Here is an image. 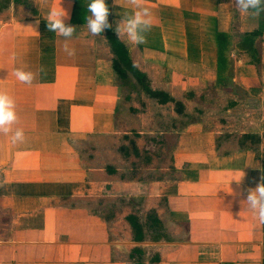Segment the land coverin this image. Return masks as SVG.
I'll use <instances>...</instances> for the list:
<instances>
[{
	"label": "crops",
	"instance_id": "0c3cea01",
	"mask_svg": "<svg viewBox=\"0 0 264 264\" xmlns=\"http://www.w3.org/2000/svg\"><path fill=\"white\" fill-rule=\"evenodd\" d=\"M8 1L0 92L24 139L0 134V264H264V225L240 195L264 177L260 16L233 18L230 0H143L151 27L134 45L115 32L129 0H107L99 36L85 0H15V15ZM59 7L73 56L47 30ZM109 32L141 82L115 83Z\"/></svg>",
	"mask_w": 264,
	"mask_h": 264
},
{
	"label": "clouds",
	"instance_id": "9594fccd",
	"mask_svg": "<svg viewBox=\"0 0 264 264\" xmlns=\"http://www.w3.org/2000/svg\"><path fill=\"white\" fill-rule=\"evenodd\" d=\"M234 2L241 12H251L252 15L257 17L261 13H264V0H234ZM129 3L135 6L136 11L131 16L123 17L115 28V32L117 37L123 33L129 43L140 45L146 42L145 33L151 27V20L148 18L151 13L148 8L142 7L143 0H129ZM59 9V11L52 9L48 13L46 19L47 30L64 37L63 51L68 56H73L75 55V50L69 47L67 41L73 37L76 28L66 23L70 19L69 15L61 7ZM8 11L15 15V0H9ZM87 11L90 15L86 17L84 26H86L92 36H99L104 30L112 28V25L108 22L110 13L106 0H90L87 4ZM10 60L12 62L16 61L15 54L10 57ZM13 75L19 82L29 85L34 79L32 72H26L19 68L13 69ZM17 119L13 99L9 95L0 92V134H10V140L13 144L22 142L24 139L22 130L16 129L13 131L12 126L16 123ZM243 175L244 173H242V177L237 183L242 180ZM261 180L262 182L256 186L255 190L246 189L240 195L244 197V203L254 210L258 222L264 225V177Z\"/></svg>",
	"mask_w": 264,
	"mask_h": 264
},
{
	"label": "rangeland",
	"instance_id": "374dc122",
	"mask_svg": "<svg viewBox=\"0 0 264 264\" xmlns=\"http://www.w3.org/2000/svg\"><path fill=\"white\" fill-rule=\"evenodd\" d=\"M1 1V0H0ZM2 1H5V0H2ZM232 3H234V5H235V2H234V0H230ZM9 2V1H8ZM90 2V0H85V4L87 5L88 3ZM1 3V2H0ZM7 6H9L8 4H6V2H4V7L6 8ZM237 6L235 5V8H234V10L232 11L233 13H232V17L234 18V17H236L237 16ZM1 12V11H0ZM243 16H244V14H243ZM239 17V16H238ZM260 23H261V29L262 30H264V13H261V15H260ZM239 34H241L242 35V33H236V36H238ZM258 34L259 35H261L262 33H260V32H258ZM258 34L257 33H245V35H246V37L248 38V39H251V38H253V37H255V36H258ZM239 46H241V45H239ZM243 46L244 47H242L241 46V48L243 49V50H246V52H249L248 51V48H246V46H248V43L246 42L245 44H243ZM257 54L255 53V56L254 55H252V57H253V59L255 58L256 60H257ZM234 60L235 61H237L238 60V58H236V57H234ZM112 61H114V71H113V79H114V81H115V83L116 84H118V85H123L122 87H126V85H128L129 84V79L128 80H126V78L124 79V78H122L121 77V75H120V73L118 72L119 70H122V71H124L126 74H128V76H130V77H132V75L127 71V70H125V67H126V65L123 63V62H121V61H119V60H117L116 58H114ZM123 89V88H122ZM120 95L123 97L124 95H125V90H120ZM155 147V149L156 148H158V146L157 145H155L154 146Z\"/></svg>",
	"mask_w": 264,
	"mask_h": 264
},
{
	"label": "trees",
	"instance_id": "16d2710c",
	"mask_svg": "<svg viewBox=\"0 0 264 264\" xmlns=\"http://www.w3.org/2000/svg\"><path fill=\"white\" fill-rule=\"evenodd\" d=\"M79 2H80V0H77L78 4H79ZM78 4H77V6H78ZM106 4L109 8L110 6H109V2L107 0H106ZM77 6H76V11H78ZM80 12H83V10H80ZM81 14L82 13H80V17H81V21H82ZM74 19H75V16H74ZM108 22L110 23V16L108 17ZM107 41H108L114 55L116 56V59L123 62L126 65L125 70H127L131 74L134 73L133 74L134 78L141 82L144 77L141 74L137 73L130 65H127L128 64L127 52H126L125 48L123 47V45L110 32L107 34ZM118 72L120 73L122 78H124V79L126 78V80L129 79V77H127V74L124 71L119 70ZM129 82H130V80H129Z\"/></svg>",
	"mask_w": 264,
	"mask_h": 264
}]
</instances>
